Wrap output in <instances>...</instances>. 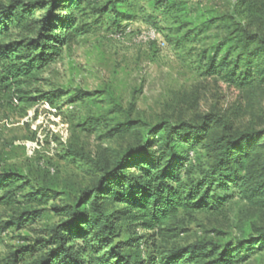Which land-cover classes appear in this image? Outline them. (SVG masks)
Returning <instances> with one entry per match:
<instances>
[{
	"label": "trees",
	"instance_id": "1",
	"mask_svg": "<svg viewBox=\"0 0 264 264\" xmlns=\"http://www.w3.org/2000/svg\"><path fill=\"white\" fill-rule=\"evenodd\" d=\"M170 22L169 42L184 51L201 76L241 90L264 86V0L232 1L221 12L192 19L184 1L151 0ZM128 0H0V94L28 109L56 105L64 94L46 91L44 73L80 36L91 32L87 9L119 24ZM72 103L90 108L79 125L103 138L128 137V144L101 161L73 150L92 169L90 187L59 193L32 184L16 170L0 173V237L22 243L0 264H238L264 248V226L248 240L164 246L184 231L183 216L225 213L235 197L264 207V127L255 121L236 130L218 112L197 123L159 118L151 122L111 93H76ZM50 205V208L45 207ZM46 211L58 222L32 226ZM150 248L135 251L140 242ZM143 253V254H142Z\"/></svg>",
	"mask_w": 264,
	"mask_h": 264
},
{
	"label": "rangeland",
	"instance_id": "2",
	"mask_svg": "<svg viewBox=\"0 0 264 264\" xmlns=\"http://www.w3.org/2000/svg\"><path fill=\"white\" fill-rule=\"evenodd\" d=\"M178 1L187 3L194 19L207 11L226 10L236 0ZM95 5L86 10L89 18L85 22L91 25V32L80 36L44 73L43 89H59L64 94L56 105L44 102L25 114L18 102L12 105L0 94V173L16 170L30 183L51 185L59 193L91 186L92 169L68 153L83 151L110 161L112 151L125 147L130 138H103L100 133L84 131L79 124L90 108L71 102L81 91L94 96L109 92L124 106L134 103L136 114L151 122L164 117L197 123L201 116L218 112L236 130L247 129L252 121L264 127V86L241 90L201 76L194 59L169 42L170 22L151 0H128L121 8L126 14L119 24L109 14L94 13ZM151 31H156V38L146 40ZM162 40L165 47L159 44ZM230 203L225 213L203 211L192 218L183 216L184 231L163 245L226 244L256 235V229L264 226V207L240 197ZM57 222L58 217L46 211L32 228L39 232ZM35 233L23 230L1 235L0 260L22 243L19 235L32 239L37 237ZM255 245L256 251L238 264H264V248ZM149 249L142 240L134 250L146 253Z\"/></svg>",
	"mask_w": 264,
	"mask_h": 264
},
{
	"label": "built area",
	"instance_id": "3",
	"mask_svg": "<svg viewBox=\"0 0 264 264\" xmlns=\"http://www.w3.org/2000/svg\"><path fill=\"white\" fill-rule=\"evenodd\" d=\"M156 38V31H151V33L149 34L148 37H146L145 39H155ZM159 44H161L162 46H166V42L165 41H160Z\"/></svg>",
	"mask_w": 264,
	"mask_h": 264
}]
</instances>
